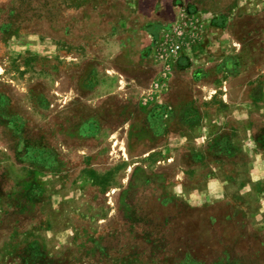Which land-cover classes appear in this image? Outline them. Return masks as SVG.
<instances>
[{"label": "rangeland", "instance_id": "rangeland-1", "mask_svg": "<svg viewBox=\"0 0 264 264\" xmlns=\"http://www.w3.org/2000/svg\"><path fill=\"white\" fill-rule=\"evenodd\" d=\"M221 30V91L248 101L264 163V0H0V174L21 176L20 208L0 199V264H264V173L238 195L244 156L219 162L227 195L208 207L172 197L180 151L140 161L162 121L141 118L164 86L146 64Z\"/></svg>", "mask_w": 264, "mask_h": 264}, {"label": "crops", "instance_id": "crops-1", "mask_svg": "<svg viewBox=\"0 0 264 264\" xmlns=\"http://www.w3.org/2000/svg\"><path fill=\"white\" fill-rule=\"evenodd\" d=\"M221 32L219 46L209 45L206 48V45L200 48L192 44L182 45L179 51L175 52L178 55L174 57L171 65L146 64L148 68L158 71L156 79L159 83L162 81L164 86L161 93L152 95L150 101L158 105L153 106L152 109L147 107L140 112L142 119H151L156 115L162 118L157 125L148 126L149 130L142 121L141 127H145L147 131L142 130L141 134L143 132L147 135L157 134L158 139L153 142L148 136L142 137L141 163L144 165L149 161H155V165L161 164L162 161H169L172 158L169 150L180 151L178 159L176 155H173V162L175 166H185V170L178 169L179 172L175 173L173 180L177 181L178 189L174 191L172 197L182 196L188 198L190 203L195 199L201 200L200 205L205 207L222 201L227 195L226 184L229 183V178L225 179L221 172V174L217 173L219 162L228 161L227 164L232 166L236 161L235 156L240 158V155L245 157V160L241 161H250L247 169L249 182L237 181L235 191L238 195H242L247 189L245 187L251 183H260L264 173V163L259 156L262 150L260 141L258 137H255L254 127H248L250 123L247 122V118L251 120L253 113L250 107L246 106L248 101L243 99V93L239 91L234 94L221 91L225 84L229 87L228 82L231 78L229 71L233 75L236 71L230 66L232 64L228 60L232 52L229 48L230 41L227 33L222 30ZM212 42L210 41V44ZM244 85L242 82L240 86L244 87ZM215 90L216 93H214ZM216 101L226 109L214 110L213 103ZM100 113L101 111H98L99 117ZM148 123L150 124L151 121ZM10 127L14 129V126L10 125ZM164 133L165 140H161L163 137L159 136ZM11 162L14 165V161ZM2 178L13 180V187L7 190L2 189L0 185V199L7 201L13 199L11 204L20 208V203H15V198L20 195L18 188L21 176L0 174V182L3 183ZM32 192H36L34 187ZM258 197L264 196L258 195ZM0 211H3L1 206ZM208 213H214V211L210 210ZM60 234L62 235L63 232Z\"/></svg>", "mask_w": 264, "mask_h": 264}, {"label": "built area", "instance_id": "built-area-1", "mask_svg": "<svg viewBox=\"0 0 264 264\" xmlns=\"http://www.w3.org/2000/svg\"><path fill=\"white\" fill-rule=\"evenodd\" d=\"M179 48V44H175L174 46H172L171 51H173V53H175Z\"/></svg>", "mask_w": 264, "mask_h": 264}]
</instances>
